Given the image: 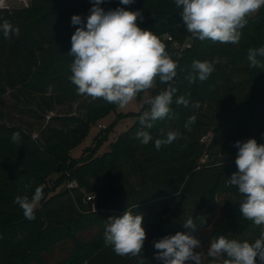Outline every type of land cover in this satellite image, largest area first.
<instances>
[{
  "label": "trees",
  "instance_id": "trees-1",
  "mask_svg": "<svg viewBox=\"0 0 264 264\" xmlns=\"http://www.w3.org/2000/svg\"><path fill=\"white\" fill-rule=\"evenodd\" d=\"M92 6L93 0H56L44 10L32 4L20 10L0 8V23L8 20L19 28V35L8 38L0 31V264H49L46 255L54 250L63 253L58 264H141V258L143 264H163L156 259L154 241L177 232L199 238L215 223L221 196L227 197L230 217L216 240L224 236L253 243L263 225L255 227L240 212L243 197L228 182L238 171L236 157L225 152L226 139L217 147L212 142L214 151L202 162L195 144L206 131L197 121L190 128L185 124L209 105L236 111L240 68L249 63V49L264 47V6L241 29L239 43L232 44L194 38L175 0H135L131 5L104 0L100 7L105 11L123 7L141 12L139 27L152 31L178 63L171 82L177 92L169 115L154 121L151 129L139 123L150 108L146 103L108 153L95 155L107 133L103 131L95 139L93 157L73 160L69 151L82 143L91 124L108 115L109 107L103 98L78 95L69 79L71 37L82 26L72 25L71 18L79 15L86 25ZM185 44L190 47L183 48ZM258 59L264 63V57ZM196 60L213 63L214 71L206 81L189 83L186 77ZM255 77L264 87V68H255ZM169 86L157 79L151 98ZM180 96L189 100V106L176 103ZM195 102L198 108L192 107ZM161 129L165 134L177 131L180 137L157 150L155 140L166 138ZM138 131H148L153 139L142 144ZM14 132L20 133L19 143L11 140ZM259 134L264 144V119L259 120ZM52 175L58 176L57 182L76 181V186L55 193L35 210V219H26L15 197L31 198ZM90 191L100 196L94 209L84 201ZM126 210L143 216L147 238L141 257L120 256L105 245L106 220ZM189 217L197 224L190 233L183 227ZM92 232L83 241V235Z\"/></svg>",
  "mask_w": 264,
  "mask_h": 264
},
{
  "label": "clouds",
  "instance_id": "clouds-1",
  "mask_svg": "<svg viewBox=\"0 0 264 264\" xmlns=\"http://www.w3.org/2000/svg\"><path fill=\"white\" fill-rule=\"evenodd\" d=\"M134 2L120 0L123 5ZM102 3L104 0H93L86 25L79 15L71 18L72 25L82 26L77 27L71 37L68 54L73 57V62L69 79L76 86L78 95L89 96L92 100L103 98L121 108L128 106L142 92L153 89L157 79L169 84L166 90L147 100L150 108L139 117V123L151 129L154 121L164 119L171 112L170 105L177 92L171 82L177 75L178 63L169 57L165 45L152 31L139 27L137 20L143 19L140 11H129L123 7L105 11L100 7ZM175 4L182 8L183 23L194 38L236 44L241 39V29L248 23L247 18L264 6V0H175ZM4 6L0 0V8ZM0 31L6 38L19 35V28L8 20L0 23ZM258 57H264V47L249 49L247 59L250 66L264 68ZM192 70L186 77L189 83L197 79L203 82L213 73L214 64L196 60ZM176 103L189 106V100L184 96L178 97ZM199 106L198 102L192 104L194 108ZM195 121L196 117L190 116L185 128H190ZM160 134L166 138L155 140L157 150L180 137L179 132L168 131L165 134L164 129ZM136 136L145 145L153 139L148 131H138ZM11 140L19 143L20 133L14 132ZM234 146L238 148L235 160L238 171L228 182L236 186L243 197L240 203L242 216L257 226L264 225V144L251 138L246 142L236 141ZM76 183L72 181L69 186ZM41 199L42 190L37 187L31 198L28 195L16 196L14 203L23 210L26 219L33 220ZM183 227L190 233L195 231L197 224L193 217H189ZM104 235L105 245L111 246L117 255L141 257L147 238L143 216L126 210L122 216L109 217ZM154 247L159 250L156 259L162 260L163 264H202L201 253L196 251L201 247V241L191 234L177 232L165 236L154 241ZM207 255L212 258V264H257V257L264 264V231L254 243L220 236L210 243Z\"/></svg>",
  "mask_w": 264,
  "mask_h": 264
},
{
  "label": "rangeland",
  "instance_id": "rangeland-1",
  "mask_svg": "<svg viewBox=\"0 0 264 264\" xmlns=\"http://www.w3.org/2000/svg\"><path fill=\"white\" fill-rule=\"evenodd\" d=\"M3 2L5 5L3 8L10 10L24 9L31 4L33 7L36 6L38 9L44 10L53 5L56 0H3ZM257 12L247 19L253 18ZM242 66L240 68L241 73L236 82L238 91L236 96L239 100V106L236 111L230 112L224 108L209 105L201 109L196 116V121L202 126L203 131H206V133L199 135L200 138L195 144L197 154L201 155L199 160L202 162L214 151L210 149L212 142H215L217 147L220 143L223 144L226 139L227 146L225 152L234 157H237L238 154V148L234 146L236 141L246 142L248 139L254 138L260 144L259 120L264 119L263 82L256 80V67H251L250 63ZM154 89L155 87L147 92H142L140 97L134 99L124 108L118 105L114 108L115 104L109 103L108 110L105 111L108 115L97 121L96 124L90 125L88 134L82 143L69 151L70 158L78 160L80 158L84 159L87 155L88 157H93L92 150L95 148V139L103 131L107 133H103L101 145L95 150V155L101 156L104 153H108L110 145L134 125L136 121L134 114L141 111L147 100L152 97ZM57 179V175H52L43 184L38 186L42 190V199L35 210L41 209L43 204L55 193L68 189L69 183L65 184L66 180L57 182ZM97 187H99V184H97ZM88 195H95L94 200L90 202L91 208L94 209L95 205L100 202V196L97 191H90L84 194L85 202ZM227 202V197L221 196L219 198L215 223L205 229L198 238L201 241V247L196 249V251L201 253L202 264H212V258L208 257L207 250L210 243L215 241L217 236H219L221 229H223L230 217V209L227 207ZM68 209L71 211V208ZM261 231H264V225ZM91 235H93V232L92 234L85 233L83 241L86 242ZM68 245L72 248L75 246L71 241H68ZM46 259H48L49 264H58L64 258L61 251L54 250L52 254L46 255Z\"/></svg>",
  "mask_w": 264,
  "mask_h": 264
},
{
  "label": "built area",
  "instance_id": "built-area-1",
  "mask_svg": "<svg viewBox=\"0 0 264 264\" xmlns=\"http://www.w3.org/2000/svg\"><path fill=\"white\" fill-rule=\"evenodd\" d=\"M167 40H168L169 42L172 41L170 37H168ZM175 46H176V45H175ZM189 47H190V46H189L188 44H185V45L183 46V48H189ZM69 185H70V184H69ZM75 186H76V185H75ZM75 186H72V187H75ZM68 188H71V187L68 186ZM94 198H95V195H88V196L86 197V201H87V202H92V201L94 200Z\"/></svg>",
  "mask_w": 264,
  "mask_h": 264
}]
</instances>
